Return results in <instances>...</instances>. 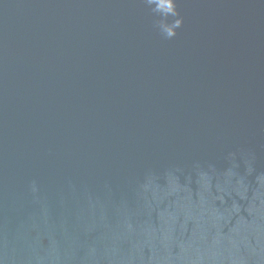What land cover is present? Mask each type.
Wrapping results in <instances>:
<instances>
[{"label":"water","instance_id":"95a60500","mask_svg":"<svg viewBox=\"0 0 264 264\" xmlns=\"http://www.w3.org/2000/svg\"><path fill=\"white\" fill-rule=\"evenodd\" d=\"M177 7L184 23L169 40L145 0H0L3 264L181 255L175 243L164 253L159 232L148 249L159 217L140 185L166 187L178 167L196 199L194 162L224 170L229 153L242 175L244 157L264 171V0ZM245 182L226 234L254 220L255 174ZM195 231L189 222L184 241Z\"/></svg>","mask_w":264,"mask_h":264},{"label":"clouds","instance_id":"9594fccd","mask_svg":"<svg viewBox=\"0 0 264 264\" xmlns=\"http://www.w3.org/2000/svg\"><path fill=\"white\" fill-rule=\"evenodd\" d=\"M152 13L158 17L154 27L165 39H173L178 29L183 26V17L178 11V0H145ZM229 167L218 170L213 163L206 166L194 162L192 172L195 174L196 199H193V176L186 177L181 184L176 173L183 169L173 168L167 172V186L161 187L150 178L140 185V194L147 201L149 209L153 203L158 211L159 228L149 225L145 234L149 237L148 249L153 248L152 241L157 238L167 253L170 243L183 247L181 255L165 254L157 257L149 255L145 261L141 255V264H249L253 257L264 260V171L254 167V157H244L245 174L239 171L240 164L236 154L227 156ZM255 174L257 188L250 208L254 216L251 223L243 224L239 229L226 234L224 229L231 223L239 208L232 200L233 195L247 198L249 185L247 176ZM35 191V186H33ZM151 200L148 201V194ZM182 194V195H181ZM176 196L174 201L161 208L169 197ZM258 201V203H257ZM189 222H193L196 231L190 241H184V232ZM129 232L134 231L131 223L126 224ZM209 233L212 239L209 240ZM0 264L3 260L0 259ZM131 264V262H129Z\"/></svg>","mask_w":264,"mask_h":264}]
</instances>
